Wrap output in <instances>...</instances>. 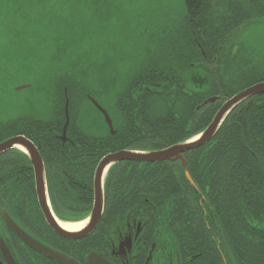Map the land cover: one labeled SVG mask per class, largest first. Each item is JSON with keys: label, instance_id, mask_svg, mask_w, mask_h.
Here are the masks:
<instances>
[{"label": "trees", "instance_id": "obj_1", "mask_svg": "<svg viewBox=\"0 0 264 264\" xmlns=\"http://www.w3.org/2000/svg\"><path fill=\"white\" fill-rule=\"evenodd\" d=\"M23 3L21 31H32L35 40L40 34L52 43L57 40L54 49L61 54L50 62L40 111L0 123V143L18 136L33 142L58 176L51 182L57 200L70 193L66 202L79 203L84 212L92 208V179L104 157L125 150L161 151L192 140L210 126L225 102L264 83V57L236 50L234 43L244 25L249 28L264 16V8L254 10L251 2L234 7L223 0H184L178 27L166 32L162 42L144 48L121 76L106 74L113 65L103 38L97 44L95 38L55 28L50 17L54 0ZM40 9L42 14L34 13ZM42 19L48 21L47 34L37 27ZM83 46L96 62L88 60ZM99 97L110 99L115 135L91 102ZM211 98L218 100L202 107ZM67 102L70 122L64 143ZM185 158L186 172L193 171L199 191L187 182L180 162L149 164L157 169L146 171L148 202L143 207L155 215L147 216L152 232L147 252L155 242L174 261L177 251L188 253L183 264L198 254L194 264H264V94L236 107L214 139ZM67 182H81L82 193H72ZM155 189L161 191L159 204ZM200 194L206 196L208 209L197 206L198 215L194 208Z\"/></svg>", "mask_w": 264, "mask_h": 264}, {"label": "flooded vegetation", "instance_id": "obj_2", "mask_svg": "<svg viewBox=\"0 0 264 264\" xmlns=\"http://www.w3.org/2000/svg\"><path fill=\"white\" fill-rule=\"evenodd\" d=\"M223 1L232 3L234 7H241L243 4L246 5V3L251 2V7L254 10H262L264 8V0H257L262 3L258 5L254 4V0ZM259 5L262 9H258L260 8ZM216 99L218 100V98ZM94 100L108 113L113 122L105 106L96 99ZM94 108L102 116L107 125L103 114L95 106ZM108 129L110 131L109 127ZM199 149L190 152H195ZM20 152L24 155H21ZM67 152L72 151L67 150ZM87 155L91 159L95 158V154ZM41 157L45 166L48 202L52 215L64 223H79L92 216L95 201L94 182L99 164L95 168L92 179V192L94 196L92 208L89 212H84L78 205L79 203L66 202L67 199H71L70 193H65L61 199L57 200L56 191L53 190L51 182H55L58 176L50 170V165H48L42 155ZM19 162L21 164H18ZM174 162H180L182 165L180 160ZM125 163L133 164L126 165ZM187 168L188 162L186 169L183 167L185 176ZM155 169L157 167L153 165L137 162H122L112 166L105 176L104 211L97 226L88 236L81 239H67L56 233L45 217L37 195L34 167L28 155L18 149L1 155L0 264H61L27 245L10 226L8 218L26 235L45 246L48 250L63 255L77 264H183V261L189 256L188 253H185L186 258L185 255L179 253L180 251H177V259L174 261L173 256L163 254L155 242L152 243L151 248L147 252L146 245L152 237V232L147 228V216L155 215L153 213L148 214L146 208L143 207V203L148 202V199H146L147 189L145 187L148 177L146 171ZM188 173L194 185L187 182L192 189L199 191V187L196 186L197 184L194 181L193 171L190 169ZM66 184L73 189L72 193H82L81 182H67ZM155 190L157 191L154 202L159 204L162 200L161 191L159 189ZM195 200L194 212L200 215L201 211L208 209V201L204 194L198 195ZM80 202H83V200ZM197 206L202 210L200 211ZM82 216L88 217L82 219ZM199 257V254L190 256V264H194Z\"/></svg>", "mask_w": 264, "mask_h": 264}, {"label": "rangeland", "instance_id": "obj_3", "mask_svg": "<svg viewBox=\"0 0 264 264\" xmlns=\"http://www.w3.org/2000/svg\"><path fill=\"white\" fill-rule=\"evenodd\" d=\"M25 7L23 0H0V123L40 111L50 62L61 54L54 49L57 40L52 43L44 34L35 40L32 31H21L18 14ZM184 12V0H54V14L50 17L61 31L68 29L73 34L95 38L97 44L102 42L99 37L108 42L114 67L108 68L106 74L121 76L144 48L162 42L166 32L178 27ZM34 13L40 15L43 11ZM37 27L47 34L48 21L40 20ZM234 43L236 50L243 48L255 58L264 57V16L249 28L244 25ZM83 48L88 60L92 57L96 62V56H91L86 46ZM98 75L96 71V80ZM22 86L30 88L18 92ZM99 101L113 114L110 99L99 97ZM90 114L101 122L94 110Z\"/></svg>", "mask_w": 264, "mask_h": 264}, {"label": "water", "instance_id": "obj_4", "mask_svg": "<svg viewBox=\"0 0 264 264\" xmlns=\"http://www.w3.org/2000/svg\"><path fill=\"white\" fill-rule=\"evenodd\" d=\"M30 86H22L17 89V91H23L29 89ZM264 94V83H259L254 85L247 90L237 94L233 98L229 99L227 102L223 104L217 115L215 116L213 122L210 126L202 132L197 137L193 138L184 143L177 144L170 148L154 151V152H137V151H121L115 154H110L104 157L96 170L95 182H94V192H95V201H94V209L92 216H89L85 221L88 222L83 230L80 232H68L60 225L61 221H59L55 216L52 215L51 208L48 202V193H47V184L45 177V166L43 159L40 155L38 148L34 145L33 142L28 140L24 136H18L12 139H9L3 143H0V156L11 151V150H21L31 160V163L34 167L35 179H36V189L37 195L42 207V210L45 214V217L51 226V228L58 233L60 236L67 239H81L85 236H88L94 228L97 226L100 221L103 211H104V180L105 176L110 170V168L114 165H117L122 162H137V163H147V164H158L165 163L169 161H177L180 160L182 162L183 167L186 169L187 162L184 158V154L190 152L192 150L199 149L206 144L210 143L214 137L216 136L218 130L221 125L227 118V116L240 104L247 101L248 99ZM216 98L209 99L204 103L203 106L208 105L209 103L216 102ZM91 102L94 106L103 114L105 121L110 128L111 133L114 135V127L113 122L108 115V113L94 100L91 98ZM68 102L66 104V118L67 122L64 127V133L62 136V140L66 142V132L69 125V113H68ZM186 178L188 182L194 185V182L191 179V176L188 172H186ZM10 226L18 233V235L24 240V242L29 245L33 250L42 253L46 256H49L52 259H55L61 264H77L75 261L68 259L63 255L56 254L50 250H48L45 246L32 239L28 235H26L19 227H17L9 218ZM84 222V221H83ZM75 224V223H72ZM103 264V263H102ZM107 264V263H104Z\"/></svg>", "mask_w": 264, "mask_h": 264}, {"label": "bare ground", "instance_id": "obj_5", "mask_svg": "<svg viewBox=\"0 0 264 264\" xmlns=\"http://www.w3.org/2000/svg\"><path fill=\"white\" fill-rule=\"evenodd\" d=\"M87 223L88 222L86 221L75 223V224L61 222L60 225L63 227V229H65L68 232H80L81 230L85 228Z\"/></svg>", "mask_w": 264, "mask_h": 264}]
</instances>
